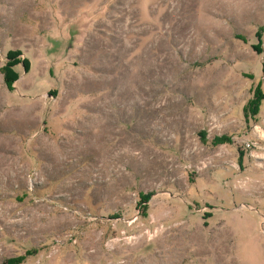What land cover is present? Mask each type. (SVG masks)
Instances as JSON below:
<instances>
[{
  "label": "rangeland",
  "instance_id": "rangeland-1",
  "mask_svg": "<svg viewBox=\"0 0 264 264\" xmlns=\"http://www.w3.org/2000/svg\"><path fill=\"white\" fill-rule=\"evenodd\" d=\"M0 264H264V0H0Z\"/></svg>",
  "mask_w": 264,
  "mask_h": 264
}]
</instances>
